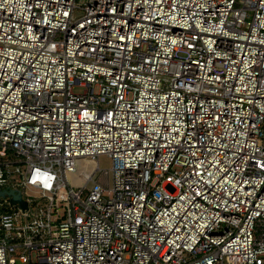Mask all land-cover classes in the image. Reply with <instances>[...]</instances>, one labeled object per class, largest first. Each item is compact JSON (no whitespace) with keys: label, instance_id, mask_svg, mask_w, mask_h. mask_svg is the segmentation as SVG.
<instances>
[{"label":"built area","instance_id":"2783aa9c","mask_svg":"<svg viewBox=\"0 0 264 264\" xmlns=\"http://www.w3.org/2000/svg\"><path fill=\"white\" fill-rule=\"evenodd\" d=\"M3 190L0 264H264V0H0Z\"/></svg>","mask_w":264,"mask_h":264},{"label":"rangeland","instance_id":"374dc122","mask_svg":"<svg viewBox=\"0 0 264 264\" xmlns=\"http://www.w3.org/2000/svg\"><path fill=\"white\" fill-rule=\"evenodd\" d=\"M79 4H84L86 0H77ZM76 91H79L80 88L76 87ZM100 165L102 169H108L111 167L112 162L108 156H101L99 160L91 159L89 157H82L76 160V173L68 174L69 183L72 187L80 188L85 184V177L88 173L92 172L97 165ZM27 193V190H25Z\"/></svg>","mask_w":264,"mask_h":264},{"label":"water","instance_id":"95a60500","mask_svg":"<svg viewBox=\"0 0 264 264\" xmlns=\"http://www.w3.org/2000/svg\"><path fill=\"white\" fill-rule=\"evenodd\" d=\"M0 194H2V195H5V194L12 195V201L13 202L18 201L24 208L27 207V203L22 199L21 191H15V190L5 191V190H3Z\"/></svg>","mask_w":264,"mask_h":264}]
</instances>
